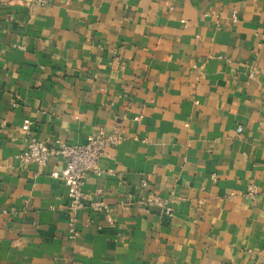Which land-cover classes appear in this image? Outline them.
<instances>
[{
    "label": "crops",
    "instance_id": "0c3cea01",
    "mask_svg": "<svg viewBox=\"0 0 264 264\" xmlns=\"http://www.w3.org/2000/svg\"><path fill=\"white\" fill-rule=\"evenodd\" d=\"M118 123L112 222L18 158ZM0 264H264V0H0Z\"/></svg>",
    "mask_w": 264,
    "mask_h": 264
},
{
    "label": "built area",
    "instance_id": "2783aa9c",
    "mask_svg": "<svg viewBox=\"0 0 264 264\" xmlns=\"http://www.w3.org/2000/svg\"><path fill=\"white\" fill-rule=\"evenodd\" d=\"M31 126L32 121L25 119L22 129L27 132ZM120 130V124L118 123L111 133L100 130L84 143L58 141L56 144L48 145L32 137L27 148L18 155V158L23 163H35L45 166L51 157H61L64 166L54 170L51 175L66 184L69 209L78 211L88 207L94 212H104L107 215V220L112 222L111 210L102 199L101 189H98L94 198L90 203H87L84 187L90 175H99L103 172L100 167V160L106 155L108 148L116 146L121 141ZM142 185L147 186V182L144 181ZM254 193L255 187H250L248 194L253 195ZM145 203L148 207L152 205L163 207L167 215L172 214L171 207L167 206L166 201L157 193L151 194ZM70 232L72 236L77 235L72 226Z\"/></svg>",
    "mask_w": 264,
    "mask_h": 264
}]
</instances>
